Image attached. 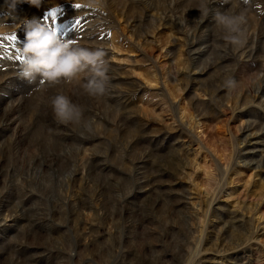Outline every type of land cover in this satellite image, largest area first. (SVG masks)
I'll use <instances>...</instances> for the list:
<instances>
[{"label": "rangeland", "instance_id": "1", "mask_svg": "<svg viewBox=\"0 0 264 264\" xmlns=\"http://www.w3.org/2000/svg\"><path fill=\"white\" fill-rule=\"evenodd\" d=\"M77 2L0 0V37L19 38L0 47V264H264V0L236 51L221 0L195 25L198 0ZM53 9L61 38L106 50L103 97L21 78L23 20ZM58 94L91 132L55 121Z\"/></svg>", "mask_w": 264, "mask_h": 264}, {"label": "clouds", "instance_id": "2", "mask_svg": "<svg viewBox=\"0 0 264 264\" xmlns=\"http://www.w3.org/2000/svg\"><path fill=\"white\" fill-rule=\"evenodd\" d=\"M29 3L40 8L44 0H5L4 8L7 14H15L17 5ZM216 0H198L196 9L200 16L194 21L202 23L212 11L211 5ZM222 3L231 4L224 12H216L215 26L221 32L224 47L233 51L245 47L248 40V7L251 0H221ZM77 4L92 9L94 12L104 13L105 0H78ZM181 27L191 35V26L184 19L179 20ZM23 26L26 29V42L22 48L23 64L20 76L29 84H45L56 86L60 84H82L84 92L90 97H103L108 91L109 63L106 59L107 52L104 48L89 49L74 46V41L61 38L54 28L38 18H24ZM0 27L5 25L0 24ZM264 76V73L261 74ZM256 83V80L253 81ZM225 87L232 90L236 81H225ZM53 118L63 125H82L84 130H93L92 122L85 120L84 109L74 104L71 99L63 94H58L51 99Z\"/></svg>", "mask_w": 264, "mask_h": 264}, {"label": "snow or ice", "instance_id": "3", "mask_svg": "<svg viewBox=\"0 0 264 264\" xmlns=\"http://www.w3.org/2000/svg\"><path fill=\"white\" fill-rule=\"evenodd\" d=\"M73 7L79 9L84 6L79 4H74ZM60 11H61L60 9H53L51 11H48L44 16V22H46L49 27L54 28L57 31V33H59V29H60V25H59ZM49 21L51 22L48 23ZM79 26H80V20H75L73 23V27H79ZM18 39H19L18 36L15 34L9 35L7 37H0V47H3V43H2L3 40L12 42V46H14Z\"/></svg>", "mask_w": 264, "mask_h": 264}]
</instances>
